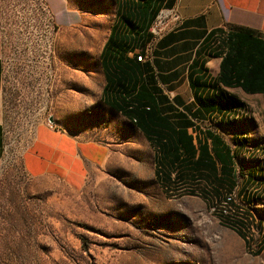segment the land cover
<instances>
[{
    "label": "rangeland",
    "instance_id": "1",
    "mask_svg": "<svg viewBox=\"0 0 264 264\" xmlns=\"http://www.w3.org/2000/svg\"><path fill=\"white\" fill-rule=\"evenodd\" d=\"M61 3L56 10L49 0H0V264H264V245L248 249L218 219V207L230 220L246 209L232 200V189L248 170L261 174V154L237 159V178L227 192L202 181L196 188L159 186L150 146L100 100L99 51L114 0ZM173 29L168 21L157 37ZM248 101V146L255 147L264 144V110L258 97ZM40 122L77 140L107 144V165L90 173L81 190L30 178L21 158ZM233 126L227 125V141ZM258 191L249 202L259 214H252L253 228L246 230L252 240L255 219H264V187Z\"/></svg>",
    "mask_w": 264,
    "mask_h": 264
},
{
    "label": "crops",
    "instance_id": "2",
    "mask_svg": "<svg viewBox=\"0 0 264 264\" xmlns=\"http://www.w3.org/2000/svg\"><path fill=\"white\" fill-rule=\"evenodd\" d=\"M49 1L58 10L65 0ZM168 10L177 12L180 26L158 37L152 35L155 17ZM239 28L264 40V0H114L111 25L99 51L100 100L112 106L150 146L158 185L165 190L184 183L196 188L202 181L214 192H227L228 184L237 178V159L245 161L252 153L261 154L256 168L264 176V144L248 146L246 122L253 107L249 97H258L264 110L263 95L234 85L244 75L242 63L236 65L229 83L220 77L227 34ZM140 55L142 62L137 58ZM3 104L0 58V159ZM206 123L212 127L201 129ZM229 124L239 125L229 132L227 141ZM109 152L107 144L77 140L40 122L22 154L21 166L30 178H51L81 190L90 173L107 165ZM71 161L74 169L68 165ZM252 181L248 188L245 175L232 189L237 187L233 200L246 209L235 207L240 211L230 222L248 249L259 250L264 245V219H255L257 237L253 240L246 230L253 228L252 214L259 215L250 210L249 202L257 198L264 181Z\"/></svg>",
    "mask_w": 264,
    "mask_h": 264
},
{
    "label": "trees",
    "instance_id": "3",
    "mask_svg": "<svg viewBox=\"0 0 264 264\" xmlns=\"http://www.w3.org/2000/svg\"><path fill=\"white\" fill-rule=\"evenodd\" d=\"M239 63H242L241 68H245V71L242 78L235 81L234 85L240 87L246 93H261L264 98V40L253 38L250 32L243 28H239L236 33L227 34L226 52L220 62L221 79L227 80V83H229L236 65ZM110 107L115 110L112 106ZM256 169L258 172L260 171V168ZM262 169L264 170V168ZM246 176L249 179L264 181L263 175H259L258 173L253 174L249 170ZM232 184H228V190ZM229 194L230 192L227 193V195ZM225 198L226 196L224 195L220 203L225 201ZM232 200L228 203L230 208ZM218 215L221 217L218 218L219 221L225 227L231 229L241 237L239 230L230 222L227 214L223 213L219 207Z\"/></svg>",
    "mask_w": 264,
    "mask_h": 264
},
{
    "label": "built area",
    "instance_id": "4",
    "mask_svg": "<svg viewBox=\"0 0 264 264\" xmlns=\"http://www.w3.org/2000/svg\"><path fill=\"white\" fill-rule=\"evenodd\" d=\"M168 21H172L174 29L180 26V18L175 10H168L164 12H160L154 19L151 25V33L154 36H157L161 31L164 25L168 23ZM140 62L144 60L143 56H137Z\"/></svg>",
    "mask_w": 264,
    "mask_h": 264
},
{
    "label": "water",
    "instance_id": "5",
    "mask_svg": "<svg viewBox=\"0 0 264 264\" xmlns=\"http://www.w3.org/2000/svg\"><path fill=\"white\" fill-rule=\"evenodd\" d=\"M49 122H52L51 118H49ZM68 165H69L70 169H74L75 168V162L74 161L69 162Z\"/></svg>",
    "mask_w": 264,
    "mask_h": 264
}]
</instances>
